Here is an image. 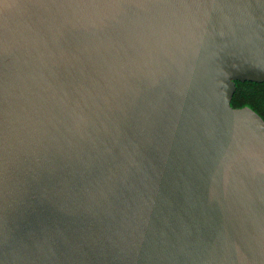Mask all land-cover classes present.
Segmentation results:
<instances>
[{
  "label": "water",
  "instance_id": "95a60500",
  "mask_svg": "<svg viewBox=\"0 0 264 264\" xmlns=\"http://www.w3.org/2000/svg\"><path fill=\"white\" fill-rule=\"evenodd\" d=\"M264 0H0V264H264Z\"/></svg>",
  "mask_w": 264,
  "mask_h": 264
},
{
  "label": "trees",
  "instance_id": "16d2710c",
  "mask_svg": "<svg viewBox=\"0 0 264 264\" xmlns=\"http://www.w3.org/2000/svg\"><path fill=\"white\" fill-rule=\"evenodd\" d=\"M230 106L233 109L249 108L264 122V83H235Z\"/></svg>",
  "mask_w": 264,
  "mask_h": 264
}]
</instances>
